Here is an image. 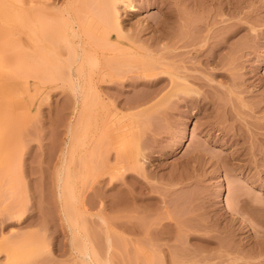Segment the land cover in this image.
<instances>
[{
	"label": "rangeland",
	"instance_id": "obj_1",
	"mask_svg": "<svg viewBox=\"0 0 264 264\" xmlns=\"http://www.w3.org/2000/svg\"><path fill=\"white\" fill-rule=\"evenodd\" d=\"M8 2L0 10V264H84L72 233L88 241L91 264H264L248 259L264 244V0L119 5L124 30L186 67L195 91L168 94L166 80L156 98H170L127 108L145 89L129 85L143 60L100 58L113 81L97 84L112 112L98 133L115 137L107 164L101 142L91 156L89 101L74 100L88 96L91 69L78 93L57 85L66 76L57 72V0ZM137 147L140 168L125 172L114 154ZM28 232L45 247L12 250L4 239Z\"/></svg>",
	"mask_w": 264,
	"mask_h": 264
},
{
	"label": "bare ground",
	"instance_id": "obj_2",
	"mask_svg": "<svg viewBox=\"0 0 264 264\" xmlns=\"http://www.w3.org/2000/svg\"><path fill=\"white\" fill-rule=\"evenodd\" d=\"M121 4H123L125 8L127 7L130 10L134 9V6L132 5V0H57V69L64 68L66 70V76H62V74L61 76L63 79H58L57 85H67L69 89L71 88L73 92H77L80 88L82 89L84 83L82 82L83 80L81 81V79L79 78L81 72L84 70V67L89 66V68L91 69L88 96L86 98H83V96L81 99L78 98L76 94H74V100L82 101L84 99H87L89 101L88 103H90L93 126V145L91 149V156L93 160L97 158V156L99 157V144L101 142V149L103 153V159H101L102 164L108 163L110 158V151L114 150L113 146H115L113 145V140L115 137L107 136L103 139H100L98 134L104 128V124L106 123V120L108 119L110 113L112 114V112L108 110V107L107 109H105V107L107 106L105 104V100L109 98L105 99L103 97L104 94H100L101 91L98 90L99 87L97 86L99 81H104L107 84L111 82L106 80L107 72H104V68L103 70L101 69L100 65L102 60L107 61L109 65L112 63L114 64V62L117 60L118 55L121 56V59L123 61H125V59L129 60L131 57H138V59L143 60L141 61V63L143 64V68L145 70L142 68L139 75L137 74V76H135V79L133 77V81L129 82V85L133 88L142 85L145 89L143 91H138L134 93L132 96L127 98V100H125L127 108H136L137 106H140L142 104L150 103L157 100H163L165 97L167 98V95L170 93L174 94V96L178 93L188 95L189 92L195 91V89H192V87L189 86V76L186 74V67H182L177 64L174 66H171V64L169 65L164 58L156 57L154 55V50L151 49L148 44L146 45L143 41L138 42L140 41V39H138L139 36L137 38L135 36L133 37V34L130 35L127 31L124 30V24L120 21V16L118 12V7ZM8 7V0H0L1 11H6ZM91 26H94L92 30L96 28L95 32L89 30ZM60 44H62L63 46H60ZM61 51H66V53H68L69 55L68 57L70 58V60L67 59L68 61L66 60L63 62L62 60L59 61L58 58L63 56L60 53ZM66 53L65 56L67 55ZM100 58L102 59L101 61H99ZM134 60L137 59L135 58ZM134 60L133 62H135ZM86 62L87 64H85ZM86 68L88 69V67ZM59 69L57 70V72H61L62 70H64L62 69L61 71H59ZM110 69L111 67L109 68V70ZM106 70L107 69H105V71ZM111 71H108V73H110ZM57 74L59 76V73ZM58 78H60V76ZM110 78H112V76H110ZM136 78H138L137 80H140L141 78L140 82L136 81ZM166 80L167 82H170V91H174L175 93L169 91L167 95H165L164 97L162 96L163 98L161 97L160 99H157V94L165 87ZM109 86L106 87L109 88ZM195 93H197V91ZM170 96L171 95H168L169 98ZM105 97H108V95ZM183 99L185 100V98ZM99 106L100 108L102 107V109H99ZM119 137H121V139L123 138L121 135H119ZM123 141L127 143V146L128 144L134 145L137 143L135 140L130 141L128 138ZM138 155L142 157V160L144 159L140 148L137 147L134 150L133 148H126L123 152H115L114 162L119 163L121 167L125 170V172H128L132 169L136 171V168H140V164H138ZM125 176L129 177L130 174L127 173ZM10 215L9 217H11ZM16 215L17 213L15 214V217L18 218V215ZM12 217L14 216L12 215ZM23 218L24 219H22V217L20 219L18 218L17 221L23 223L26 220L25 217ZM258 221L259 220L257 219L256 222ZM127 226H124V230L126 229V231L127 229H130L129 224H127ZM70 236L72 240H81L80 243L82 244L79 258L84 264H91L90 252L88 249V241L84 237H82L83 235H79V233H72ZM4 239H6L7 241L9 240L7 243H10V248L12 250H15L14 248L20 245V242L21 244H23V246H21L24 248H26L27 246L31 247L33 245L34 247H36V245L42 246L44 244L43 235L38 234L37 232L15 234ZM43 246L45 247V244ZM75 246L78 245L75 244ZM230 254L232 253L229 251L223 256L220 255V257H228ZM263 256L264 244L257 243V249H254L253 252L248 255V259H258L262 258ZM36 259L38 260V258ZM46 261L43 262L46 263ZM30 264H32V262Z\"/></svg>",
	"mask_w": 264,
	"mask_h": 264
}]
</instances>
